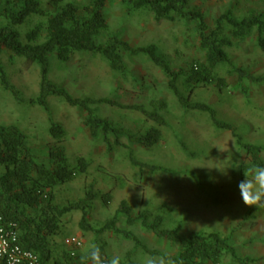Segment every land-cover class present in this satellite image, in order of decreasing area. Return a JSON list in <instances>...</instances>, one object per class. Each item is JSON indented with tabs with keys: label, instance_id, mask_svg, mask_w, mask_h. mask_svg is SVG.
Returning a JSON list of instances; mask_svg holds the SVG:
<instances>
[{
	"label": "rangeland",
	"instance_id": "rangeland-1",
	"mask_svg": "<svg viewBox=\"0 0 264 264\" xmlns=\"http://www.w3.org/2000/svg\"><path fill=\"white\" fill-rule=\"evenodd\" d=\"M48 16L55 10L49 0H39ZM77 8L79 16L88 0H63ZM191 9L201 11L212 28L217 18L231 9L234 16L243 19L251 14L264 13V0H229L227 4L212 0H191ZM105 16L108 31L99 41L105 42L117 34L133 46L155 44L172 67L187 69L193 61H204L205 52L199 46L195 23L186 21L156 22L146 11L128 13L121 0L106 5ZM46 18L33 16L19 27L23 40L25 34ZM255 31L244 39L232 38L229 29L224 37L231 45L225 47L235 66L251 75L264 78V55L255 41ZM10 82L20 91L24 100L33 99L39 90L37 66H27L23 59L0 56ZM128 75H114L98 56L78 54L68 63H59L50 57L51 81L64 88L75 98H107L122 105L148 107L152 101H163L167 107L159 112L167 122L160 144L151 150L139 145L132 146L135 157L143 163L159 166L165 171L152 173L132 167L123 147L108 150L101 138L91 137L84 127L85 114L59 99L49 100V113L38 106L17 103L0 88V125H13L27 136V146L39 162H47V153L56 141L48 134L55 123L63 128L66 138L62 145L71 164L77 158L87 160L86 174L56 190L57 203L67 204L84 197L85 189L92 185L98 194L110 193L112 201L105 205L102 200L93 203L89 223L100 228L110 219L119 203L126 201L134 215L151 211L163 215L164 227L174 229L181 225L180 235L189 232H216L227 238L241 257L258 259L254 264H264V207H247L238 191V183L244 178L241 163L247 159L235 145L230 132L216 130L206 115L185 112L167 89V79L147 58L124 55ZM218 74L227 82L223 92L213 87L199 88L193 99L213 107L220 120L232 124L247 143L264 146V83L243 82L245 92L237 77L228 67H219ZM94 110L115 125L140 133L148 124L137 113L103 105ZM126 143V141H122ZM183 143L188 152L181 148ZM264 163V153L262 154ZM239 164V167H237ZM80 213L64 217V237L58 245L69 249L67 241H81L75 254L77 263H85V255L91 245L103 246L111 259L120 257L124 264H146L150 255L136 249L131 240L111 231L95 236L79 228ZM116 227L129 231L149 250L174 257L176 246L157 238L139 224L129 227L120 220ZM160 257V256H156ZM260 259V260H259ZM222 264H230L224 258Z\"/></svg>",
	"mask_w": 264,
	"mask_h": 264
},
{
	"label": "trees",
	"instance_id": "trees-1",
	"mask_svg": "<svg viewBox=\"0 0 264 264\" xmlns=\"http://www.w3.org/2000/svg\"><path fill=\"white\" fill-rule=\"evenodd\" d=\"M111 1L88 0L83 8L84 15L80 17L78 8L63 0H49L50 7L55 10L50 16L42 9L39 0H0V56L8 53L10 60L23 59L27 66L35 65L39 71L37 96L26 101L10 82L0 60L2 91L12 96L17 103L38 106L48 113L50 99H59L70 107L82 110L85 114L84 127L91 137H100L108 150L116 146L126 149L127 160L134 168L152 173L162 172L165 169L138 160L132 146L139 145L151 150L160 144L163 129L168 125L159 112L167 107L165 102L152 101L145 107L122 105L107 98H75L54 84L49 77L52 55L63 64L78 54L98 56L114 75L120 77H126L129 72L124 55L144 57L165 76L167 89L183 111L206 115L216 130L230 132L236 148L247 159L246 163L240 165L241 175L254 165H264L261 157L264 146L247 143L232 124L218 118L213 107L193 99L199 88L213 87L217 92L225 91L227 82L219 76V67H228L244 92L245 81L264 83V78L235 66L224 50L231 45L224 37L226 28L235 39H244L255 31L257 48L264 55V14H251L238 19L229 9L209 28L204 14L191 9V0H121L130 14L146 11L156 22L195 23L199 46L205 52L204 61H193L187 69H182L172 67L155 44L133 46L117 34L111 35L105 42L99 41L109 29L104 9ZM33 16L46 18V22L28 31L23 40L19 27ZM97 105L137 113L148 126L140 133H132L102 118L94 110ZM48 134L56 144L48 151L47 162L41 163L28 148L27 136L19 128L0 125V226L13 225L20 248L34 253L40 264H80L75 259L78 249H64L57 243L65 236L63 219L72 213L81 214L79 228L82 232H92L99 236L111 231L131 240L135 248L141 249L143 253L171 259L174 264H222L224 258H229L230 264H254L258 261L241 257L230 241L216 232L192 231L184 237L180 235V223L168 230L164 227L165 219L161 214L147 210L134 215L126 201L119 203L114 215L100 228H94L89 223L93 203L100 199L109 205L112 196L110 193L98 194L89 185L84 197L77 201L63 205L57 203L56 190L86 174L89 164L82 157L77 158L74 165L69 162L62 145L66 133L61 126L51 122ZM123 140L126 143H122ZM181 148L185 153L188 152L183 143ZM120 220H124L129 227L139 224L143 230L172 243L177 248L176 255L169 257L147 249L133 233L116 227ZM99 249L102 259L109 263L111 260L105 254L104 247ZM88 253L85 255V263L90 264ZM0 264H5L2 259ZM120 264L124 263L120 261Z\"/></svg>",
	"mask_w": 264,
	"mask_h": 264
},
{
	"label": "clouds",
	"instance_id": "clouds-1",
	"mask_svg": "<svg viewBox=\"0 0 264 264\" xmlns=\"http://www.w3.org/2000/svg\"><path fill=\"white\" fill-rule=\"evenodd\" d=\"M237 167H239V164H237ZM243 176L244 178L237 186L243 204L247 207H264V165H254L247 172H243ZM69 247L73 249L72 246ZM87 260L90 264H105L97 245L90 246ZM109 264H120V257H114ZM146 264H174V262L171 259L165 260L162 257H152L147 259Z\"/></svg>",
	"mask_w": 264,
	"mask_h": 264
},
{
	"label": "built area",
	"instance_id": "built-area-1",
	"mask_svg": "<svg viewBox=\"0 0 264 264\" xmlns=\"http://www.w3.org/2000/svg\"><path fill=\"white\" fill-rule=\"evenodd\" d=\"M213 1L221 3L224 0ZM67 244L75 249L81 247L80 240L76 238L70 239ZM0 259L5 264H40L38 257L34 253L23 251L20 248L13 225L0 226ZM105 264L109 263L105 262Z\"/></svg>",
	"mask_w": 264,
	"mask_h": 264
},
{
	"label": "crops",
	"instance_id": "crops-1",
	"mask_svg": "<svg viewBox=\"0 0 264 264\" xmlns=\"http://www.w3.org/2000/svg\"><path fill=\"white\" fill-rule=\"evenodd\" d=\"M210 1V0H209ZM229 2V0H225L223 3L224 4H227ZM229 10V9H228ZM258 14H264L262 11H260V13H258Z\"/></svg>",
	"mask_w": 264,
	"mask_h": 264
}]
</instances>
